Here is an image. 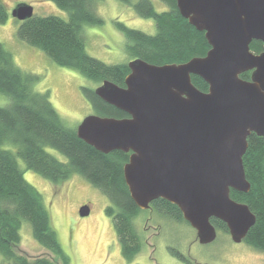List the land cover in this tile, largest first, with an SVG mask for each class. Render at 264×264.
Instances as JSON below:
<instances>
[{"label":"water","instance_id":"water-1","mask_svg":"<svg viewBox=\"0 0 264 264\" xmlns=\"http://www.w3.org/2000/svg\"><path fill=\"white\" fill-rule=\"evenodd\" d=\"M177 7L210 50L183 64L128 63L125 87L105 80L95 89L104 102L129 117L87 116L78 137L96 150L131 153L124 178L141 210L158 199L176 205L196 230L198 241L217 238L211 222L227 225L231 239L242 243L256 223L249 206L231 198L248 193L243 157L252 134L264 136V0H177ZM34 16L31 5H18L13 17ZM252 72L251 80L241 78ZM209 86L199 90L192 76ZM80 215L90 214L83 206Z\"/></svg>","mask_w":264,"mask_h":264},{"label":"trees","instance_id":"trees-1","mask_svg":"<svg viewBox=\"0 0 264 264\" xmlns=\"http://www.w3.org/2000/svg\"><path fill=\"white\" fill-rule=\"evenodd\" d=\"M68 13L69 19L58 16H36L20 22L18 38L45 52L57 65L78 70L85 78L101 83L109 80L120 87L130 74L127 64H107L86 52L83 30L85 25L101 26L104 19L97 6L104 0H48ZM133 7L142 18L152 19L157 33L149 35L141 30L115 21V27L127 40L132 60L141 59L153 65L183 64L196 57H204L210 50L205 32H199L182 17L177 0H159L167 6L159 12L152 0H120ZM8 20V12L0 1V25ZM251 51L264 52V43L253 41ZM252 72L241 78L251 80ZM40 76L19 68L10 51L0 42V92L12 102L0 107V254L11 264H55L47 257L29 259L16 250L21 243L23 220L29 222L34 239L69 264L67 256L53 228L42 194L24 176L19 160L26 169L34 171L54 185H60L79 175L98 189L110 202L106 213L113 220L123 257L133 262L142 252L143 243L134 220L142 210L131 198L124 178V166L131 153L113 151L104 154L81 140L76 129L68 128L50 101L49 92L34 89ZM193 84L207 92L208 84L199 76H192ZM82 92L101 117L127 118L129 115L99 98L95 89L82 87ZM8 147V148H7ZM10 147H15L13 152ZM53 149L65 157L60 160L48 152ZM248 193L231 191V198L247 204L256 216V223L248 232L245 243L264 253V136L252 134L243 157ZM154 209L176 220L182 219L180 209L164 199L152 203ZM211 222L223 232L227 225L218 219Z\"/></svg>","mask_w":264,"mask_h":264},{"label":"rangeland","instance_id":"rangeland-1","mask_svg":"<svg viewBox=\"0 0 264 264\" xmlns=\"http://www.w3.org/2000/svg\"><path fill=\"white\" fill-rule=\"evenodd\" d=\"M0 1L8 12L7 22L0 25V42L12 53L19 68L40 76V81L34 86L35 91L49 92L50 101L64 124L77 129L87 116L95 113L83 95L82 87L96 89L101 83L85 78L76 69L57 65L45 52L21 41L17 36L20 21L13 17L14 9L21 4L31 5L36 16H58L68 20V13L48 0ZM152 2L159 12L168 9L159 0ZM97 13L105 23L101 26H84L86 52L107 64H127L132 61L127 40L115 27V21L149 35L157 33L154 20L140 17L133 7L120 0L100 2ZM11 102L8 95L0 92V107L9 106ZM10 149L16 151L15 147ZM48 152L65 160L53 149H48ZM19 164L25 179L43 196L59 242L70 258L69 264H264V253L244 241L233 242L229 233L218 230L214 242L201 244L196 230L190 224L171 220L155 209L142 210L134 220L143 248L141 254L129 262L123 257L113 220L106 213L110 205L106 196L79 175L63 184L54 185L26 169L22 160H19ZM86 205L90 207V214L82 217L79 211ZM20 235L21 243L16 249L19 254L29 259L47 257L55 264H62L34 239L31 225L25 220ZM0 264L11 263L0 254Z\"/></svg>","mask_w":264,"mask_h":264},{"label":"flooded vegetation","instance_id":"flooded-vegetation-1","mask_svg":"<svg viewBox=\"0 0 264 264\" xmlns=\"http://www.w3.org/2000/svg\"><path fill=\"white\" fill-rule=\"evenodd\" d=\"M152 209H154L153 208V206H152V204H151V208L150 209H148V210H152ZM156 210V209H155ZM158 211V210H157ZM159 212V211H158ZM161 213V212H160ZM162 214V213H161ZM162 215H164V216H166L167 218H169V219H171V220H175V221H179V222H186V223H188L185 219H184V217H183V215H182V219H178V220H176L175 218H172L171 216H167V215H165V214H162ZM189 224V223H188ZM197 233V232H196ZM230 234V233H229ZM231 237V236H230Z\"/></svg>","mask_w":264,"mask_h":264}]
</instances>
